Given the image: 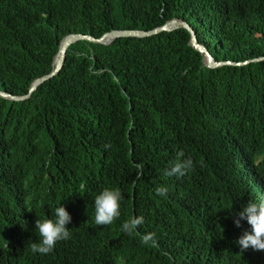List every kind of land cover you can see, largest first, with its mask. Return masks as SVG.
Masks as SVG:
<instances>
[{
    "label": "trees",
    "instance_id": "1",
    "mask_svg": "<svg viewBox=\"0 0 264 264\" xmlns=\"http://www.w3.org/2000/svg\"><path fill=\"white\" fill-rule=\"evenodd\" d=\"M175 19L216 61L253 62L209 69L185 29L82 41L29 100L0 97V264H264V250L237 245L249 226L232 219L264 199V60L254 62L264 59V0H0V90L27 95L69 35ZM181 150L194 171L165 177ZM104 187L124 199L120 217L98 226L93 201ZM60 204L70 239L33 254L36 220ZM138 216L144 224L124 233Z\"/></svg>",
    "mask_w": 264,
    "mask_h": 264
},
{
    "label": "clouds",
    "instance_id": "2",
    "mask_svg": "<svg viewBox=\"0 0 264 264\" xmlns=\"http://www.w3.org/2000/svg\"><path fill=\"white\" fill-rule=\"evenodd\" d=\"M100 75L99 72L96 73ZM107 151L111 144H105ZM196 162L191 157H186L181 150L177 153L175 160L163 171L165 177L181 179L194 171ZM169 189L157 187L156 194L160 197H167ZM124 196L118 187H104L94 197V224L98 226L111 225L121 215V205ZM236 228L242 227V222L249 226L237 239L236 243L241 250L251 248L254 251L264 250V199L248 200L241 206L233 217ZM72 222V215L66 206L60 204L55 207L50 218L40 219L35 222V229L38 231L39 239L31 243L30 248L33 254L47 255L52 252L60 241L70 239V229L67 227ZM144 224V217L131 218L121 225V230L132 235L141 225ZM154 233H147L143 236V242L147 244L153 240Z\"/></svg>",
    "mask_w": 264,
    "mask_h": 264
},
{
    "label": "water",
    "instance_id": "3",
    "mask_svg": "<svg viewBox=\"0 0 264 264\" xmlns=\"http://www.w3.org/2000/svg\"><path fill=\"white\" fill-rule=\"evenodd\" d=\"M180 29H185L191 33V35H192L191 46L195 50H197L198 52H200L201 54H203L205 56V63L209 69H217V68H221L225 65L243 66V65H247V64L253 62V61H250V62H245V63H231V62H218V61H216L213 58V56L210 54V52L198 42L196 34L193 31V29L191 28V26L183 20L175 19V20L170 21V22L166 23L165 25H163L159 28H156L154 30H151V31L118 30V31L109 32V33L103 35L99 39L92 37V36L83 35V34L69 35V36L65 37L60 43V48H59L58 54L55 57L54 67H53L52 72L46 76H43L39 79H36L32 83L30 90H29V93L27 95L13 96L9 93H6V92L0 90V97L7 99L9 101H12V102H24V101L29 100L31 98V96L41 86H43L45 83L53 80L57 76H59V74L64 69V66H65V63L67 60V52L69 51V49L72 46H74L75 44H77L79 42L85 41V42H90L93 44H99V45H103V46H111L117 40L123 39V38L145 39V38L155 37V36L162 34V33H171V32H174V31H177ZM262 60H264V59H259V60H256L254 62H259Z\"/></svg>",
    "mask_w": 264,
    "mask_h": 264
}]
</instances>
